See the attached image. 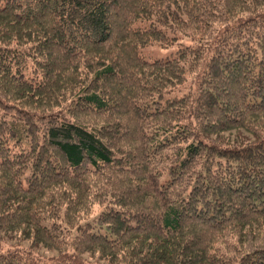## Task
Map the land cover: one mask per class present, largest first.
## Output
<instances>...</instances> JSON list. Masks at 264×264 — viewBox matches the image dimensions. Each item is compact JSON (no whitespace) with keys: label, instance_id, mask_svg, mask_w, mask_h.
Segmentation results:
<instances>
[{"label":"trees","instance_id":"trees-1","mask_svg":"<svg viewBox=\"0 0 264 264\" xmlns=\"http://www.w3.org/2000/svg\"><path fill=\"white\" fill-rule=\"evenodd\" d=\"M0 264H264V0H0Z\"/></svg>","mask_w":264,"mask_h":264},{"label":"rangeland","instance_id":"rangeland-1","mask_svg":"<svg viewBox=\"0 0 264 264\" xmlns=\"http://www.w3.org/2000/svg\"><path fill=\"white\" fill-rule=\"evenodd\" d=\"M175 48H161L156 45L152 46H146L141 49V53L143 56L148 59H166L169 57V55L174 51ZM225 136L230 139L233 142L236 141H245L249 139V136L245 133L239 132V131H233L231 133H226ZM94 213L99 210V207L95 206L94 208ZM16 242L14 240L11 241V244H15ZM34 251L42 256H53L54 253L46 252L45 250L39 248V249H34Z\"/></svg>","mask_w":264,"mask_h":264}]
</instances>
